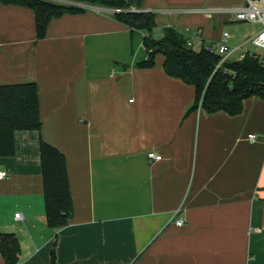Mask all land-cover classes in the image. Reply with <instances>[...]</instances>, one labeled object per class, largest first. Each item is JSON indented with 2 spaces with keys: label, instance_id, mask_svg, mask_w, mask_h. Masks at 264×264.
<instances>
[{
  "label": "crops",
  "instance_id": "0c3cea01",
  "mask_svg": "<svg viewBox=\"0 0 264 264\" xmlns=\"http://www.w3.org/2000/svg\"><path fill=\"white\" fill-rule=\"evenodd\" d=\"M127 2L156 14V37L200 29L215 46L216 30L239 22L227 10L246 4ZM147 59L144 34L113 10L65 15L37 40L34 11L0 2V86L35 83L43 122L0 157V235L17 239V264H51L54 249L57 264H264V100H245L237 116L190 111L195 87L168 76L161 54L137 66ZM42 141L66 158L73 215L61 229L47 225Z\"/></svg>",
  "mask_w": 264,
  "mask_h": 264
},
{
  "label": "trees",
  "instance_id": "16d2710c",
  "mask_svg": "<svg viewBox=\"0 0 264 264\" xmlns=\"http://www.w3.org/2000/svg\"><path fill=\"white\" fill-rule=\"evenodd\" d=\"M32 9L36 21V38H46L50 23L65 15L81 14L89 8L50 0H0ZM88 6L113 10V16L134 32L144 34L148 59L137 66L152 68L158 55L164 56V70L172 78L192 85L196 99L190 111L203 109L207 113L225 112L240 115L244 101L255 97L264 100V62L251 53L241 61L219 63L223 56L210 48L215 45L188 47V37L175 28H165L156 37V14L131 10L127 0H89ZM117 10H121L117 12ZM39 91L35 83L0 86V157H12L16 152V133L40 132ZM42 175L47 225L61 229L69 225L73 215V200L64 154L54 146L41 142ZM0 251L5 264H17L20 246L13 235H0ZM51 264H57L55 249Z\"/></svg>",
  "mask_w": 264,
  "mask_h": 264
},
{
  "label": "built area",
  "instance_id": "2783aa9c",
  "mask_svg": "<svg viewBox=\"0 0 264 264\" xmlns=\"http://www.w3.org/2000/svg\"><path fill=\"white\" fill-rule=\"evenodd\" d=\"M90 9L98 10L95 7H90ZM121 10H117V12H120ZM136 11V10H135ZM228 14L231 15L236 21L239 22H245V23H251L256 24L260 26L259 32L249 39L246 44L249 42L252 43L257 48H260L264 52V0H246V4L238 9H230L227 10ZM231 36L224 32L221 41L215 48H210V51L219 53L223 56V59L219 63V66H222L224 62L229 61V57L236 53L237 51H244L242 54L239 55L238 61H241L245 55L249 52L252 55H254L256 58L262 60L264 62V54L261 55L257 52H252L249 49L245 48L246 44H242L239 47H232L229 44ZM204 41L202 40V33L200 29H196L192 32V34L188 37L187 45L188 47H194L195 44L201 45ZM248 139L251 142H255L258 139L257 134H250L248 136ZM148 157L152 161H160L163 159L161 155H158L154 151L148 153ZM8 173L6 171H0V181L7 178ZM182 209H179L176 211L174 217L176 218V225L178 227H184L186 225V221L184 219V216L182 214ZM16 218L19 220L22 218V215L20 213L16 214ZM264 231V228H263Z\"/></svg>",
  "mask_w": 264,
  "mask_h": 264
},
{
  "label": "rangeland",
  "instance_id": "374dc122",
  "mask_svg": "<svg viewBox=\"0 0 264 264\" xmlns=\"http://www.w3.org/2000/svg\"><path fill=\"white\" fill-rule=\"evenodd\" d=\"M97 9H101V8H97ZM89 10L94 11L92 9H89ZM255 31H256V26L254 24L245 23V22H230L226 24L225 26L218 28L215 32V37L217 38L219 35L223 34L224 32H227L231 36V38H233V39H230L229 44L234 47L235 45L233 43L239 44L245 41V44H246V41H248V39H250L255 34ZM198 46L199 45H196L195 48L199 49ZM245 48L249 49L252 52H257L261 55L264 54L262 49L257 48L250 42L246 44ZM240 52L243 53L244 51H240ZM235 59H236V56L231 57L230 60H235Z\"/></svg>",
  "mask_w": 264,
  "mask_h": 264
}]
</instances>
